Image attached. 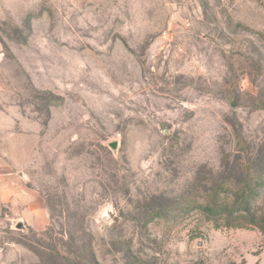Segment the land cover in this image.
Listing matches in <instances>:
<instances>
[{
	"label": "rangeland",
	"instance_id": "obj_1",
	"mask_svg": "<svg viewBox=\"0 0 264 264\" xmlns=\"http://www.w3.org/2000/svg\"><path fill=\"white\" fill-rule=\"evenodd\" d=\"M263 169L264 0H0V264H264Z\"/></svg>",
	"mask_w": 264,
	"mask_h": 264
},
{
	"label": "trees",
	"instance_id": "obj_2",
	"mask_svg": "<svg viewBox=\"0 0 264 264\" xmlns=\"http://www.w3.org/2000/svg\"><path fill=\"white\" fill-rule=\"evenodd\" d=\"M261 186H264V169L255 182L234 186L231 199L220 192L209 195L200 210L217 228H256L264 235V205L258 191Z\"/></svg>",
	"mask_w": 264,
	"mask_h": 264
},
{
	"label": "water",
	"instance_id": "obj_3",
	"mask_svg": "<svg viewBox=\"0 0 264 264\" xmlns=\"http://www.w3.org/2000/svg\"><path fill=\"white\" fill-rule=\"evenodd\" d=\"M112 147H113V149H116V143L113 144ZM17 229H19V230H23V229H24V226H23L21 223H19V224L17 225Z\"/></svg>",
	"mask_w": 264,
	"mask_h": 264
}]
</instances>
